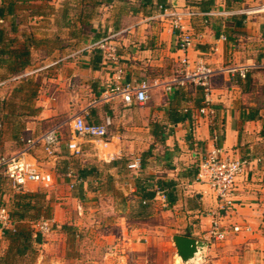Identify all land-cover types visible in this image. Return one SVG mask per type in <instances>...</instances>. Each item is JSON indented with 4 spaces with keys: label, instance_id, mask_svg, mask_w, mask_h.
<instances>
[{
    "label": "crops",
    "instance_id": "1",
    "mask_svg": "<svg viewBox=\"0 0 264 264\" xmlns=\"http://www.w3.org/2000/svg\"><path fill=\"white\" fill-rule=\"evenodd\" d=\"M10 1L11 12L0 18V150L10 143L8 152L17 153L24 139L53 125L72 127L78 112L93 123L111 122L108 144L90 136L81 138L80 156L68 149L71 137L63 131L56 156L40 146L26 154L50 176V182H30L23 189L46 192L58 228L72 223L81 231L87 224L82 218L69 222L72 209L64 205L72 200L80 214L85 204L113 208L112 216H102L96 226L108 230L102 233L106 239L122 241L117 244L125 251L123 261L115 258L114 264H157L151 240L167 241L165 229L172 230L165 242L170 250L166 264H177L172 244L177 233L208 242L202 255L207 260L212 257L215 264H264V95L260 91L264 74L258 70L264 68V12H242L264 0H176V6L172 2L178 11L200 13L185 16L183 23L194 37L188 51L191 61L203 60L215 70L212 114L200 112L206 97L201 86L153 88L144 104H127L117 95L105 97L115 66L88 47L100 39L112 36L117 43L124 81L169 78L180 68L179 30L160 7L167 0H0V8ZM25 47L31 55L22 70L11 51ZM234 65H248L246 76L226 70ZM217 144L230 157L250 160L237 180L232 209L220 207L208 186L196 180L201 156ZM136 157L141 158L140 168H129ZM160 179L172 186L158 190L149 210L135 215L142 188L156 189ZM58 196L64 200L57 201ZM157 209L166 215L165 224L148 221ZM216 212L225 224L247 223L252 230L216 240L210 232ZM172 222L179 228L167 225ZM115 225L121 226L120 235L114 234ZM87 233L81 231L78 238L54 230L47 242L37 244L33 264H100L96 257L79 256L91 249L80 248L76 258L69 250L70 240L79 241ZM0 242L2 254L7 241L1 232ZM157 253L162 255L161 250Z\"/></svg>",
    "mask_w": 264,
    "mask_h": 264
},
{
    "label": "built area",
    "instance_id": "2",
    "mask_svg": "<svg viewBox=\"0 0 264 264\" xmlns=\"http://www.w3.org/2000/svg\"><path fill=\"white\" fill-rule=\"evenodd\" d=\"M167 16L172 17V26L178 29V49L183 53L180 56V68L171 77H154L144 79L142 81H124V69L120 65V57L118 54V45L111 37H106L92 43L90 48H98L102 51L103 58L114 64L115 76L111 88L107 91L108 96H120L127 104L134 102L144 104L151 97L153 88L162 87L165 91H171L176 87L201 86L205 89V104L200 108L201 113H214L210 107L211 98V77L214 74L213 67L203 60L192 62L188 51L194 43L193 34L184 26V17L195 16L200 14L195 10L187 12L178 11L172 5V0L162 3ZM242 12L246 14H255L264 12V3L256 6L243 8ZM226 39V35L222 36ZM228 71H238L243 77L249 70L248 65H234L226 68ZM110 121L105 123H93L86 119L82 112L75 114L73 118V137L68 142V149L76 156L83 153L82 143L78 138L90 136L95 138L100 144L107 145L108 127ZM61 124H56L42 132L37 136H31L24 139V147L20 152L2 154L0 156V173L10 182L13 188H24L30 182L45 183L50 182V176L44 174L39 165L35 161H30L26 154L31 153L37 147L42 149L51 157L56 156L58 146L61 143ZM217 140L218 136L215 135ZM250 165L248 158H234L228 156L221 145H214L210 150L203 154L199 161V170L196 180L206 184L209 193L217 200L220 207L232 209L236 203V186L238 178L246 171ZM141 158L136 157L129 163V168H140ZM69 175H72L69 172ZM48 182V183H47ZM74 184H71L73 187ZM222 214L214 213L211 225V235L216 240H225L231 232L251 231L252 227L247 223L227 225L222 220ZM53 219L48 217H40L32 223L33 228L42 235L49 234L53 230ZM15 222L12 219L11 212L7 205L0 203V232L4 233L7 229L14 228Z\"/></svg>",
    "mask_w": 264,
    "mask_h": 264
},
{
    "label": "trees",
    "instance_id": "3",
    "mask_svg": "<svg viewBox=\"0 0 264 264\" xmlns=\"http://www.w3.org/2000/svg\"><path fill=\"white\" fill-rule=\"evenodd\" d=\"M13 2L2 8H0V18L5 15V11L11 12L13 8ZM7 7V8H5ZM3 31L0 30V40L3 38ZM96 54L101 57L102 51L98 48L95 49ZM13 55L18 60V63H21V68L24 70V67L28 64L30 60V48L25 47L22 49L16 48L11 51ZM22 70L19 71V74L22 73ZM264 74V68L258 69ZM253 82L252 73L248 75L247 83L251 86ZM261 93L264 95V84L260 88ZM1 172V171H0ZM3 175L0 173V203L7 205L11 212L13 221L15 222V227L7 229L3 233V237L7 241V245L4 249V252L0 254V264H25L24 261L28 257H34L37 253V244L41 243L43 240V235L40 232H37L32 223L38 220L40 217L52 218L51 214V199L47 197L46 192L40 191H25L23 188H15L16 190L6 197L5 192L1 189V181ZM74 186L76 183H73ZM171 181L166 180H157V188H147L144 189L141 185L142 190L140 191V201L138 202V208H136L137 214L145 213L146 210H149L151 202L155 197L158 190H165L166 187H171ZM144 189V190H143ZM6 197V199L4 198ZM57 224L53 223V229L57 228ZM62 230L69 234H74V227L71 224H62ZM1 244V242H0Z\"/></svg>",
    "mask_w": 264,
    "mask_h": 264
},
{
    "label": "rangeland",
    "instance_id": "4",
    "mask_svg": "<svg viewBox=\"0 0 264 264\" xmlns=\"http://www.w3.org/2000/svg\"><path fill=\"white\" fill-rule=\"evenodd\" d=\"M62 131L64 132V134L67 136V137H73V132H72V127L70 125H64L62 127ZM83 139L81 138H78V141L82 143V146H84V141H82ZM10 148V143H7V144H3V146L1 147V150H0V156L2 154H8V149ZM58 151V150H57ZM1 186H2V191L5 192L7 194V196H9L11 193H13L16 189L13 188L10 184V182L5 178L3 177L2 181H1ZM71 190V189H70ZM57 201H63V197H59L56 198ZM64 206H69L71 209H72V219H69V222L72 221L74 222L75 219H76V222L78 221V219L82 218L85 222H87V224H82V228H81V231L85 232V231H88V236L86 235L84 238H80L79 241H74L73 240H70V244H67L69 246V250H71L70 252H81L80 251V248H85L87 250H90L91 251H87L86 252V255L84 256H81L79 255L80 257H83L84 259H90V258H94L96 257V259L101 262L100 264H114V261L113 259L115 258H119L120 259V262L121 261V256L124 255L125 251H122L123 248L120 246H118V242L121 241V239L119 238H115V239H112L111 241L109 239H106L105 237L102 236V233H106L108 230L105 228V227H102V226H99L97 227L96 225H101V223L98 224V221L99 218H101L102 216L106 217V218H110V216H112L113 214V208L112 207H96V206H87L85 204L84 207V210H83V213L80 214L78 212L77 209H75V201H72L69 203V204H65ZM70 208H69V211H70ZM158 213L156 216H154L153 218L149 219L148 221L150 222V224H156V223H159L161 222L162 224H165V221L167 219L166 215H164L162 212L159 211V209H157ZM171 216V215H169ZM102 217V218H103ZM172 219V217H171ZM102 222V221H101ZM174 222L170 223V224H167L168 226H174L173 224ZM65 224H69V223H65ZM72 226L76 227L74 224L70 223ZM133 224V223H132ZM179 224L175 225V227H178ZM113 229H114V234L117 235L120 233L118 232V228L121 227L120 225H115V226H112ZM181 227V226H180ZM78 228V226H77ZM183 229V227H181ZM56 229H61L62 228H55L52 230V232ZM170 229V228H169ZM166 232H167V241H165L164 239H162V241L159 243L158 241V238H155V239H152L151 242H152V245H151V255H152V258L153 257H156L157 260H156V263L157 264H166L167 262V259H166V256L168 255V253H170V250L167 249V246L165 245V242H168V240L170 241V232H172V230H168V229H165ZM78 229L74 230V234L73 235H76L75 237H80V232ZM91 231V232H90ZM50 232L49 235L52 233ZM91 234V235H90ZM97 234V237L92 239L93 236H96ZM45 237V238H44ZM48 234L46 235H43V240L45 239V241L47 242L48 241ZM92 239V240H91ZM77 242V243H75ZM122 243V241H121ZM157 243H159V245H157ZM38 246V245H37ZM40 247L42 248L43 246L40 245ZM93 247V248H92ZM161 247V249H160ZM75 250V251H73ZM161 250V254L158 255V251ZM74 254V256H72L73 258H76L78 256L77 253ZM88 253V254H87ZM118 253V254H117ZM127 253V252H126ZM101 258V259H100ZM175 258H176V262L177 264H215L213 262V259L212 257L207 260L203 255H199L197 258L189 261L188 263H183L182 260L178 257V255L176 254L175 255ZM34 257L30 256L28 257L24 263L25 264H33L34 263ZM100 259V260H99ZM119 261V260H118ZM127 261V260H126ZM125 262V261H124ZM116 263V262H115Z\"/></svg>",
    "mask_w": 264,
    "mask_h": 264
},
{
    "label": "water",
    "instance_id": "5",
    "mask_svg": "<svg viewBox=\"0 0 264 264\" xmlns=\"http://www.w3.org/2000/svg\"><path fill=\"white\" fill-rule=\"evenodd\" d=\"M172 2L176 6L177 1L172 0ZM172 244L176 249V254L183 263H188L199 255H202L204 248L208 246V242L204 240L178 233L172 236Z\"/></svg>",
    "mask_w": 264,
    "mask_h": 264
}]
</instances>
